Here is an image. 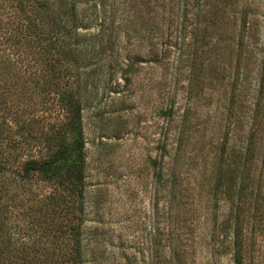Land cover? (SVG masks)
Here are the masks:
<instances>
[{
  "label": "rangeland",
  "instance_id": "obj_1",
  "mask_svg": "<svg viewBox=\"0 0 264 264\" xmlns=\"http://www.w3.org/2000/svg\"><path fill=\"white\" fill-rule=\"evenodd\" d=\"M41 1L55 15L60 0H0V157L43 156L63 129L56 94L39 90L55 38L36 31ZM74 1L77 33L56 35L73 55L56 62L81 101L85 257L264 264V0ZM10 168L5 236L47 240L28 213L50 186Z\"/></svg>",
  "mask_w": 264,
  "mask_h": 264
},
{
  "label": "trees",
  "instance_id": "obj_2",
  "mask_svg": "<svg viewBox=\"0 0 264 264\" xmlns=\"http://www.w3.org/2000/svg\"><path fill=\"white\" fill-rule=\"evenodd\" d=\"M74 3V0H60L58 10L54 12L55 15L52 14L53 18L44 1L36 6L37 11L43 10L46 17V21H42L43 24L41 21L38 22L36 31L40 30V34H44L45 30L47 34L55 37L51 45L43 47L44 60L40 66L43 73L40 77L39 90L56 94L57 102L65 116L63 129L53 132L50 136L47 141L49 151L43 156L20 159L17 156L0 157V175L4 174V169L16 163V168L10 170L20 185H25L31 178L37 177L50 186L49 195L38 200L28 213L29 217L31 216L30 230L38 229L49 234L50 238L44 241L38 237L32 241L13 242L5 236L6 210L3 207V184H0V264H99L94 260L95 257L90 259L85 257L80 221L78 223L73 221L79 220L85 188L82 108L80 98L76 94L77 90L74 91L69 85L68 74L72 71L63 64L64 62H56L73 55L72 48H66L64 44L57 46L56 42L60 40L56 35H62L60 38H67L69 41L77 33L75 26L79 22L76 12L71 15L68 12ZM72 26L75 27L74 30ZM78 74L77 70L74 74L76 79ZM66 209L69 212L68 218H65V222L62 219L58 221V215L63 214ZM122 258L124 264H134L136 259L125 254ZM162 260L164 264L184 263L183 256L179 253L162 257ZM233 264H242L239 255L234 256Z\"/></svg>",
  "mask_w": 264,
  "mask_h": 264
}]
</instances>
